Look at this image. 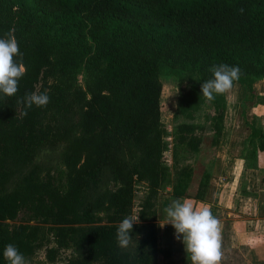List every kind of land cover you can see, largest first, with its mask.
Wrapping results in <instances>:
<instances>
[{"label":"trees","instance_id":"1","mask_svg":"<svg viewBox=\"0 0 264 264\" xmlns=\"http://www.w3.org/2000/svg\"><path fill=\"white\" fill-rule=\"evenodd\" d=\"M12 28L26 72L14 96L0 93V264L8 244L28 264H157L159 194L204 201L203 160L221 143L226 111L225 93L208 101L191 86L173 112L185 122L168 131L162 65L177 54L202 83L213 65L238 66L233 84L252 91L264 80V0H0V38ZM80 50L103 65L86 91L72 82ZM34 91L49 103L21 116L17 100ZM207 103L204 123H194ZM255 136L264 151L263 131L253 127ZM59 148L61 167L42 174L40 154ZM181 153L201 159L180 164ZM126 216H139L138 253L116 244Z\"/></svg>","mask_w":264,"mask_h":264},{"label":"crops","instance_id":"2","mask_svg":"<svg viewBox=\"0 0 264 264\" xmlns=\"http://www.w3.org/2000/svg\"><path fill=\"white\" fill-rule=\"evenodd\" d=\"M248 87L234 83L225 93L226 111L221 143L212 151L210 181L203 203L220 221V264H264V151L252 128L264 133V80ZM158 198L163 210L175 198L171 188ZM161 197V195H160ZM161 203V204H160ZM158 216V263L190 264L171 225Z\"/></svg>","mask_w":264,"mask_h":264},{"label":"clouds","instance_id":"3","mask_svg":"<svg viewBox=\"0 0 264 264\" xmlns=\"http://www.w3.org/2000/svg\"><path fill=\"white\" fill-rule=\"evenodd\" d=\"M239 12L242 14L244 9H239ZM14 33L15 28H12L4 34V38H0V93L6 97L17 93L18 82L26 72L23 53L20 52ZM209 71L212 78L201 84L200 92L206 100L212 101L214 94H223L231 90L233 82L239 79L241 70L238 66L221 63L213 65ZM49 100L46 91L44 93L34 91L18 99L17 104L23 105L20 114L26 116L27 109L33 105L45 107ZM164 211L166 222L159 226H172L175 238L183 244L190 264H220V221L212 214L208 205L191 199H177ZM138 223L139 216H126L121 220L115 233L116 244L120 250L134 249L137 252L140 237L138 234L134 235L132 229ZM3 257L8 264H28V260L13 244L5 246Z\"/></svg>","mask_w":264,"mask_h":264},{"label":"rangeland","instance_id":"4","mask_svg":"<svg viewBox=\"0 0 264 264\" xmlns=\"http://www.w3.org/2000/svg\"><path fill=\"white\" fill-rule=\"evenodd\" d=\"M16 1V0H10ZM72 57L74 59L73 68H74V77H73V86L82 91H86V89L95 81V79L99 78L101 67L103 66L101 62H99L95 57L93 52H82L74 51L72 53ZM160 82L163 85V92L161 97V112L162 118L167 127L168 131L172 130V127L176 123L185 122L183 119L174 120L173 112L176 108V104L178 99L185 94L191 86L201 87L202 80L199 73L193 70L189 65H187L181 56L174 54L169 59L165 60L160 70L158 76ZM211 109L209 104H205L201 110L196 114V119L194 123L203 124L206 114L210 113ZM59 153L60 148L52 151L42 152L40 157L38 158L39 164L43 169L42 174H45L47 171L53 172L55 174V169L60 168L61 164L59 162ZM212 150L209 152L207 159L205 158L203 161L205 164L210 165ZM180 154L181 161L180 164H186L190 166H195L196 161H198L200 156H190ZM166 163L168 165H172V144L169 142V150L165 156ZM57 166V167H56ZM195 186L194 183H191V187ZM146 193V187L143 184L136 186V194L134 200V214L136 213V205L142 199V197ZM165 190L161 191L158 198H161L165 195ZM161 195V197H160ZM161 204V203H160ZM165 215V211L161 207V209L157 208V221L158 216L162 217ZM19 221H15L11 224H17ZM184 249V246H183ZM41 261V256H38L29 264H36ZM157 264H162V262Z\"/></svg>","mask_w":264,"mask_h":264},{"label":"built area","instance_id":"5","mask_svg":"<svg viewBox=\"0 0 264 264\" xmlns=\"http://www.w3.org/2000/svg\"><path fill=\"white\" fill-rule=\"evenodd\" d=\"M171 141V138H168V142H170Z\"/></svg>","mask_w":264,"mask_h":264}]
</instances>
